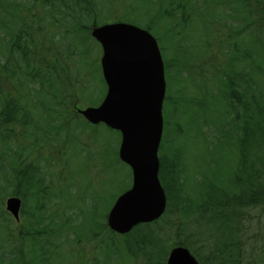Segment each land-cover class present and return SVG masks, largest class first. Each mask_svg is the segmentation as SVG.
<instances>
[{"label":"trees","instance_id":"1","mask_svg":"<svg viewBox=\"0 0 264 264\" xmlns=\"http://www.w3.org/2000/svg\"><path fill=\"white\" fill-rule=\"evenodd\" d=\"M148 1L159 8L161 20L155 22L147 15L144 21V15H134L136 9L124 0H36L44 15L38 17L31 13L33 29L42 34L47 27L48 33L42 48L34 44V37L31 42L26 37L24 27L29 24L28 13L24 19L18 17L19 20H13L19 28L7 41L11 43L9 50L12 46L23 54L29 50L31 55L34 54L35 62L31 64L30 58H25L19 68L25 66L26 72L15 70L12 75L6 72L11 83H16L10 97L0 102V150L21 140V146L17 145L19 150L8 158L3 156L0 163V264H55L53 258L56 254L62 257L59 264H75V260L78 264H103L104 257L105 260L109 258L108 262L114 258L104 250L109 247L108 244L103 251L99 247L101 257H94L91 252L84 254L79 249L87 236L94 239L97 234L95 228L96 231L99 229L98 222L93 217L94 213L88 210L86 214L81 207L68 200L69 186L58 178L62 171L57 165L66 149L56 148L51 155H46L54 138H62L61 143L65 140L67 149L72 148L76 141L77 147L85 149V156H89V151L79 142L87 129L96 140L100 132L111 136L114 140L112 149L108 146L109 150L104 149L102 155L112 151L113 160L117 159L119 132L103 124L91 125L75 110L82 107L80 103L87 100L86 95L92 92L90 86L81 88L83 76L91 77L93 82L94 71H97V78L105 92L98 63L94 64L90 73L86 69L84 75L76 71V62L73 64V59L83 60L88 50L84 46V50L73 55L75 49L79 50L80 41H94L89 37L91 26L117 21L137 24L154 34L164 55V47L155 32V29H162L161 21H167L169 29L166 33L171 32L175 39V29L182 31L196 17H214L216 6L223 4L234 11L236 20L244 17L243 23L237 24L223 39L216 36L214 44L224 43V46L221 45L224 54L220 52L218 57L208 41L196 44L192 57H187L186 48L179 46L177 49L181 54L177 61L180 65L178 70L174 69V75L179 92L183 82L181 73L186 72L183 78L188 82L183 83L182 93L179 92V99L176 100L183 102L187 96H192L190 91L187 92L188 86L189 89L191 86L192 78L189 76L192 70L189 67V70L183 69L181 64L192 66L206 60L207 65L212 66V71H209L205 62L199 64L201 69H198L203 73L201 79H208V74L212 77L210 82L215 83L219 102L226 105V117L237 126L233 136L236 160L227 185L203 184L201 190L188 191L187 171L179 155L181 151L169 154L166 145L169 141L163 135L158 150V176L166 197L164 213L157 220L139 224L124 235L109 230L105 222L101 228L111 239V246L115 244L114 238L118 241L126 256L123 258H127L129 264H165L169 250L176 245L189 249L199 264H264V213L260 216L252 214L255 208L260 211L264 207V34L255 36L253 31L257 21L250 20L248 15L249 7L259 3L257 20H264V0ZM13 4L16 6L13 8L15 15L25 13L27 4L14 1ZM41 29L43 31L39 32ZM14 37L15 41H12ZM209 48L211 52L207 53ZM182 56L186 59L183 60ZM168 63L164 59L166 78L170 82L173 64ZM11 66L12 62L8 61L3 69ZM24 78L27 79L26 85L34 84L33 92L22 83ZM198 87L200 89L202 84ZM23 93H28L36 104H31L32 100L19 102ZM169 99V96L166 97L165 102ZM231 113L234 117H229ZM174 126L178 130V125ZM37 138L45 140L46 144L37 145ZM61 143L56 139L54 141V144ZM85 158L87 160L88 157ZM120 165L124 168L127 183L119 192L131 183L129 167L122 162ZM12 195L22 201L19 223L4 209L5 198ZM74 195L75 191L71 197ZM27 205H30L29 212ZM73 222H76L74 226ZM64 231L73 234L65 257L59 251L63 248H59L62 242H68ZM61 236L65 238L59 239ZM24 243L27 244L25 248ZM52 249L53 252H48ZM33 250L37 251L35 256H28L34 253Z\"/></svg>","mask_w":264,"mask_h":264},{"label":"rangeland","instance_id":"2","mask_svg":"<svg viewBox=\"0 0 264 264\" xmlns=\"http://www.w3.org/2000/svg\"><path fill=\"white\" fill-rule=\"evenodd\" d=\"M13 1L20 4H27L25 6V13L15 15V13L13 12V8L16 6H14ZM124 1H126L127 4H131L136 9V11L133 12L134 15H144V21L147 20V15L153 17V20L155 22H157L158 19H162L160 17L159 8L154 6L148 0ZM200 5L202 6V4ZM203 5L207 7V4L203 3ZM258 5L259 3H254L253 6L249 7L250 11L248 12L250 20L255 19V22L257 21V24L254 25L255 30L253 31L255 36L264 34V20H257ZM254 8L255 10L253 11ZM27 13H29V24L24 27V30L26 31V37H28L30 42L34 37V44H37L40 48H42L44 47L46 37L48 39V33H46L47 27L42 34L38 33V30L33 29V18L31 16V13H35L38 17H41L44 15L43 8L39 7L38 4H36V0H1L0 22H2V26L0 25V102H3L5 100L4 98L8 99V97H10L11 95L12 89L15 88L14 84L16 82H13L12 84L6 72H9L11 75L15 70L22 73L26 72L25 66H21L19 68L20 64H23L25 58H30L29 62H31V64L35 62L33 58L34 54L32 53L31 55V52L29 50L28 53L24 54L13 46L12 50H9L8 46L10 47L11 43H7L13 33L16 32V30L19 28V26H17V24L14 23L13 20L15 19L17 21L19 19H24ZM213 16L214 17H210L207 15L205 18L204 16L196 17L182 31L180 29H175L173 31L174 36L176 37L175 39L172 37L173 34L171 32L166 33V31H168L169 29L167 21H161L162 29H155V32L157 33L161 41V45L164 47V55H162L163 61L164 59H167L169 62L168 64H173V68L170 71V74L172 75L170 77V82L166 78L167 95L170 97V99L168 100L169 102H165L163 107V119L167 120V126L165 125L163 133L169 141L168 144L166 141L169 154H171V152L181 151L179 155L181 157L182 165L184 168H186L187 171L186 178L189 185V189L188 186L187 189L190 192L193 190H201V185L203 184H213L220 187L226 186L228 183L227 179L231 171L233 170L236 160L233 138L235 130L237 129L236 123L230 122V118L226 117V105L221 101L220 104L217 96L218 90L215 87V83L212 84L210 82V79L212 77L208 74V76L206 77L208 79H201L203 73L198 69H201L199 64L205 62L209 71H212V66H210L209 64L207 65L208 61L206 62V60H204V62H199L198 65L192 64V66L185 67L181 64V67L183 69L189 70V67L192 70V74H190L189 76L192 78L191 86L190 89L188 86L187 90V92L190 91L192 93V96H187L186 99L183 100V102H176V100L179 99V92L182 93L181 89L183 88V83L188 82V80L186 81L185 78H183L185 77L186 72H182L180 79H183V82L178 89L179 92L177 91L174 69L178 70V65H180V62L177 61V59L181 54V52L177 48L179 46L185 47L187 51L186 56L189 57L190 55V57H192L193 54L191 52L196 44L200 45V42L208 41L210 48L212 47L213 50H216L219 57V55H221L220 52L224 54L221 48V45L224 46V43H222L221 45H215L214 42L216 36L219 37L220 40L223 39L227 35V33L230 32V30H232L237 24H242L244 21V17L236 20V14L234 13V11L228 6L226 8L224 4L218 7L216 6V12L215 14H213ZM137 20L140 19L137 18ZM34 24L37 26L36 23ZM204 25H206L207 28ZM39 27L40 26H38V28ZM92 27L93 25L91 26V28ZM259 27H261L262 29H259ZM42 31L43 30L41 29L39 32ZM12 41H15V37L12 39ZM91 41L92 40H89V42ZM89 42L84 43L83 41H80V44L78 46L79 50L75 49L74 52L76 53H73V55L78 54L80 50H84V46H86L88 49L83 60L74 61L73 59V64L75 65V62L77 64L75 65L76 71L82 75L86 74V69H88V72L90 73L94 70L92 69L95 66L94 64H99L101 53L100 46L94 41L92 43ZM31 48L29 49L31 50ZM210 48L208 49V51H206L207 53L211 52ZM182 59L185 60L186 57L182 56ZM8 61L12 62V66L4 70L3 66L6 65ZM215 65L216 64L214 63V66ZM93 76L95 77L93 82H91V77L89 76L88 78L83 76V78L81 79V88L90 86V90H92L91 93L86 95L87 100L80 103L81 106L93 104L96 105L104 95L103 84L100 83L97 78V71H94ZM194 76H197V78H193ZM15 80H18V78L15 77ZM26 80L27 79L24 78L22 83H24L27 89L33 92L34 84L30 83L26 85ZM200 84H202V87L200 88L201 90L198 87ZM62 88H64V86H62ZM82 93L83 92H81V95ZM30 98L31 96L28 93H23L22 99L19 102H29L30 100H32L31 104H33L34 101L32 98ZM34 104H36V102ZM229 117H234V114L231 113ZM174 124L178 125V130H176ZM63 134L61 135V137H63ZM55 139L59 143H61V141L63 140L62 138H54V141ZM20 141L16 142L15 144L11 143V145H8L5 149L1 148L0 163L3 156L8 158L9 155L11 156L19 150L17 148V145L19 147L21 146ZM54 141L52 142L50 151H47L46 155H51L53 149L56 148H59L62 151L66 149L65 153L60 157V162L57 166L59 168V171H62V175L58 178L60 179V181H63L64 184L67 183L70 189L69 191L68 188H66L67 191H69L68 195L70 196L68 200L81 207L84 210V213L88 214V210L94 213L93 217L95 221L98 222L99 226L98 231H96L95 228V232H97V234L95 235L94 239L92 240L89 236H87L84 239L85 243H82L83 246L79 247V249H82L84 254L91 252L92 256L101 257L102 252H100L99 247L103 251L104 246L108 244L109 247L105 248L104 250L109 251V255L114 258L108 262L109 258H106L105 260L104 257L105 264H129L127 262V258L126 260L123 258L126 256H124L123 250L118 241L114 238L113 241L115 244L112 243L111 246V239H109L105 235L104 230L101 228L103 223H106V215L112 204V201L114 200L116 195L120 193L119 191L122 189L125 183H127L125 174L123 173L124 168L120 165L121 161L118 160V157L116 160L115 158L113 160L112 151H110L109 154L106 153V156L102 155L103 150L108 146L112 149L111 146L112 144H114V140L111 136L109 137L107 133L103 132L99 133V137H97V140L93 139L90 136L89 131L86 129L85 132L81 135L79 142L84 145L89 151V156H85V149L77 147L78 145L76 141L72 145L70 143L72 148L68 149L66 147L65 140L63 143H61L62 146L61 144H54ZM35 142L37 143V145L46 144V141L41 138H37ZM107 149L109 150V148ZM85 157H88L87 160ZM118 166L121 168H119ZM120 172H122L123 175ZM73 191H75V195L71 197ZM67 204L70 205L71 203L69 202ZM26 209L29 212L30 205H27ZM262 213H264V207L260 211H256V208L254 209V211H252V214H255V216H260V214ZM20 218L21 216L19 214V220ZM19 220L14 221L16 223H19ZM75 223L76 222L72 223L73 226ZM64 232L65 233L63 234H65L66 238H68V242H62L63 244L59 248H63L58 249L59 251L63 252V256L65 257L67 247L70 250V242L73 241V234H67V231ZM60 238L64 239L65 237L61 236L59 237V239ZM95 244L98 248L92 247ZM26 246L27 244L24 243L23 248H25ZM53 250L54 249L48 250V252L51 253L53 252ZM35 252L37 251H34V253L32 252V254L28 256L34 257ZM61 259L62 257L59 254H56L53 258V261L55 264H59V261ZM75 264H78L76 260ZM80 264H82V262H80Z\"/></svg>","mask_w":264,"mask_h":264},{"label":"water","instance_id":"3","mask_svg":"<svg viewBox=\"0 0 264 264\" xmlns=\"http://www.w3.org/2000/svg\"><path fill=\"white\" fill-rule=\"evenodd\" d=\"M91 37L100 45L101 75L106 86L98 105L78 108L90 124H104L120 134L118 158L131 171V185L110 207L106 223L117 234L158 219L166 198L159 180L158 148L163 130L164 65L154 36L124 22L93 26ZM21 200L10 196L5 210L18 220ZM165 264H199L184 246L168 252Z\"/></svg>","mask_w":264,"mask_h":264},{"label":"flooded vegetation","instance_id":"4","mask_svg":"<svg viewBox=\"0 0 264 264\" xmlns=\"http://www.w3.org/2000/svg\"><path fill=\"white\" fill-rule=\"evenodd\" d=\"M28 15H29V13H28Z\"/></svg>","mask_w":264,"mask_h":264}]
</instances>
